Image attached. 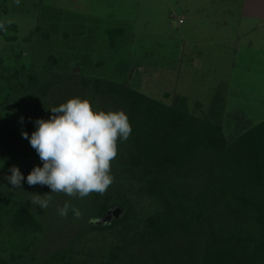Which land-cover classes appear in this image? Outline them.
I'll return each instance as SVG.
<instances>
[{
	"label": "rangeland",
	"instance_id": "1",
	"mask_svg": "<svg viewBox=\"0 0 264 264\" xmlns=\"http://www.w3.org/2000/svg\"><path fill=\"white\" fill-rule=\"evenodd\" d=\"M249 3L253 4L251 0H19V4L0 0V24L4 25L0 28V121L4 122V116L10 119V131L0 138L11 136L14 140L0 154V175H10L9 169L15 165L25 177L22 189H13L7 182L6 191L21 195L51 228L74 217L70 211L66 218L61 217L57 208L69 198H78L53 197L45 210L31 204V193L44 195L49 191L27 184V175L34 166L42 167V162L21 135L26 131L30 137L35 131L38 118L34 115L41 114L39 110L51 113V108L58 107L47 88L41 104L37 97L28 100L18 84L21 74L54 69L61 56L72 59L70 67L77 74L121 82L165 105L183 107L197 118L219 122L229 142L262 122L264 23L257 24L259 21L247 13L244 6ZM175 21L180 25L175 27ZM13 73L21 80L15 78L17 85L8 86V76ZM18 120L17 130L13 129ZM115 164L116 159L111 169L112 192L96 195L87 205L93 207L89 215L92 230L84 231L71 247L74 264L100 263L119 240L118 229L129 221L144 225L146 215L157 209L155 200L141 195V183L115 171H124L122 164ZM114 171L121 174L117 179ZM116 193L123 198H115ZM103 196H107L109 207L99 214L96 201ZM124 199L128 206H124ZM130 205L132 213L126 210ZM8 238L17 236L2 237L4 241ZM27 239L32 243L29 253L36 251L31 256L41 257V248H35L43 246L41 238ZM9 258L8 253L3 260L24 264L23 258Z\"/></svg>",
	"mask_w": 264,
	"mask_h": 264
},
{
	"label": "trees",
	"instance_id": "2",
	"mask_svg": "<svg viewBox=\"0 0 264 264\" xmlns=\"http://www.w3.org/2000/svg\"><path fill=\"white\" fill-rule=\"evenodd\" d=\"M61 57L55 61L60 62L59 68L46 67L41 74L30 71L21 74L22 80L17 73L10 74L8 86L17 85L15 78L20 79L26 98L37 97L40 104L48 89L58 106L80 97L97 110H123L132 132L127 141H118L115 165L122 164L124 171H115L131 175L130 179L141 183V195L158 203L146 215L144 225L129 221L117 230L119 240L98 264H264V120L229 142L219 122L165 105L121 82L77 74L70 67L72 59ZM39 112L35 118L47 120L52 115L43 109ZM3 119L0 136L10 131L9 116ZM18 122L11 127L17 130ZM10 137L0 138L1 155L14 141ZM115 171L117 179L121 174ZM6 183L0 175V264H7L3 257L8 253L11 261L23 258L24 264H74L71 247L84 231L92 230L89 215L93 207L87 205L100 194L69 198L67 202L82 215L54 229L21 195L7 192ZM39 187L50 192L47 186L34 189ZM110 192L108 188L106 193ZM123 196L114 195L119 200ZM105 197L96 201L99 214L109 207ZM131 206L125 207L127 212L132 213ZM7 235L17 239L4 241ZM28 237L43 241L42 247H35L41 248V257L31 256L36 251L29 253L32 243Z\"/></svg>",
	"mask_w": 264,
	"mask_h": 264
},
{
	"label": "clouds",
	"instance_id": "3",
	"mask_svg": "<svg viewBox=\"0 0 264 264\" xmlns=\"http://www.w3.org/2000/svg\"><path fill=\"white\" fill-rule=\"evenodd\" d=\"M50 111L52 115L47 120L34 121L35 131L30 137L26 131L21 133L42 162V167L34 166L27 175V184L50 189L44 195L31 193V204L42 210L49 207L52 193L80 199L92 193L103 195L114 182L111 165L118 154V141H127L132 132L123 110H97L88 99L70 98ZM9 172L4 179L13 189H22L25 177L20 169L13 165ZM69 211L76 219L82 215L69 202L57 208L64 218Z\"/></svg>",
	"mask_w": 264,
	"mask_h": 264
},
{
	"label": "crops",
	"instance_id": "4",
	"mask_svg": "<svg viewBox=\"0 0 264 264\" xmlns=\"http://www.w3.org/2000/svg\"><path fill=\"white\" fill-rule=\"evenodd\" d=\"M253 4H245L244 7L248 8V14H252V18L262 25L264 23V0H251ZM254 5V6H252ZM246 16V15H245ZM175 27L179 26L177 21L174 22Z\"/></svg>",
	"mask_w": 264,
	"mask_h": 264
},
{
	"label": "built area",
	"instance_id": "5",
	"mask_svg": "<svg viewBox=\"0 0 264 264\" xmlns=\"http://www.w3.org/2000/svg\"><path fill=\"white\" fill-rule=\"evenodd\" d=\"M181 21V20H180Z\"/></svg>",
	"mask_w": 264,
	"mask_h": 264
}]
</instances>
